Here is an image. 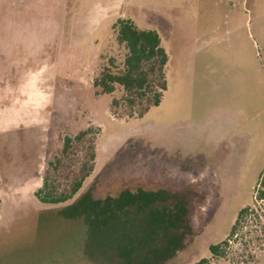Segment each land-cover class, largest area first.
<instances>
[{
  "label": "rangeland",
  "instance_id": "1",
  "mask_svg": "<svg viewBox=\"0 0 264 264\" xmlns=\"http://www.w3.org/2000/svg\"><path fill=\"white\" fill-rule=\"evenodd\" d=\"M117 19L168 58L141 116L93 85L122 70ZM0 108V264H264V0H0Z\"/></svg>",
  "mask_w": 264,
  "mask_h": 264
},
{
  "label": "trees",
  "instance_id": "2",
  "mask_svg": "<svg viewBox=\"0 0 264 264\" xmlns=\"http://www.w3.org/2000/svg\"><path fill=\"white\" fill-rule=\"evenodd\" d=\"M112 30L115 32L116 43L125 49L122 70L114 73L109 68H105L99 78L93 82V85L100 88L103 94L108 95L114 92L116 86L121 87L125 92L122 100L129 107L140 105L141 110L138 111L137 115L141 116L150 107L159 105L162 93L166 89L164 67L167 63V55L161 47L159 35L154 30L139 29L128 19H117L112 25ZM116 104L118 102L113 100L112 105ZM87 134L88 131H81L73 138L64 137L62 154L66 156L72 149L74 142L79 143ZM94 158L93 147L90 145L88 160L93 163ZM91 172L92 166L83 165L81 176L73 181L68 194L58 193L44 181L42 187L35 192V198L44 205L64 204L79 192L84 179ZM261 179H264V171ZM260 184L264 186V182L260 181ZM263 195L264 193L260 191L257 197L260 199ZM248 210V208L240 210L237 218L246 215ZM238 219L232 225L229 234H233L235 231ZM226 245L227 241H224L220 244L210 245L208 250L214 257H220L224 255ZM194 264H209V261L201 259Z\"/></svg>",
  "mask_w": 264,
  "mask_h": 264
},
{
  "label": "crops",
  "instance_id": "3",
  "mask_svg": "<svg viewBox=\"0 0 264 264\" xmlns=\"http://www.w3.org/2000/svg\"><path fill=\"white\" fill-rule=\"evenodd\" d=\"M13 113H16V110H13L12 112H11V115L13 114ZM0 114H3L2 112H1V108H0ZM17 117V116H16ZM17 119V118H16Z\"/></svg>",
  "mask_w": 264,
  "mask_h": 264
}]
</instances>
